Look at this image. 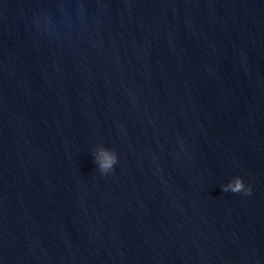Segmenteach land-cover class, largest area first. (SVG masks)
<instances>
[{
    "label": "water",
    "instance_id": "1",
    "mask_svg": "<svg viewBox=\"0 0 264 264\" xmlns=\"http://www.w3.org/2000/svg\"><path fill=\"white\" fill-rule=\"evenodd\" d=\"M0 264H264V0H0Z\"/></svg>",
    "mask_w": 264,
    "mask_h": 264
},
{
    "label": "clouds",
    "instance_id": "2",
    "mask_svg": "<svg viewBox=\"0 0 264 264\" xmlns=\"http://www.w3.org/2000/svg\"><path fill=\"white\" fill-rule=\"evenodd\" d=\"M108 155L109 159L104 165L105 174H108L113 171L115 165L119 161V153L117 151L110 150ZM224 190L227 192H244L245 194H250L252 192V187L251 185L246 184L243 176L236 175L224 185Z\"/></svg>",
    "mask_w": 264,
    "mask_h": 264
}]
</instances>
